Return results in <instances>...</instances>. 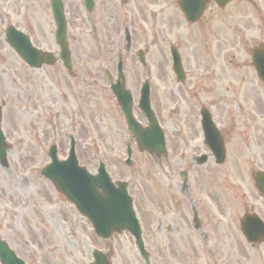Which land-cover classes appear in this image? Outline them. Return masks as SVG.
I'll list each match as a JSON object with an SVG mask.
<instances>
[{"label":"flooded vegetation","instance_id":"obj_1","mask_svg":"<svg viewBox=\"0 0 264 264\" xmlns=\"http://www.w3.org/2000/svg\"><path fill=\"white\" fill-rule=\"evenodd\" d=\"M73 1L77 10H83L82 1ZM68 2L64 0L66 43L70 65L68 67L61 59L59 44L49 34L48 28L54 26L51 17L49 19L42 17L44 10H48L47 0H12L10 5V12H23L26 15L27 19L23 21V26L31 38L32 45L41 53L50 54V58L44 59L38 68L24 65L22 69H18L17 65L11 66L10 92H14V88L17 93L24 92L21 98L24 101L23 106L27 109L38 103L39 124L52 127L54 140L59 143L63 141L62 129L67 127L77 139H80L77 136L79 134L77 128L84 123L83 118H78L81 103H85L87 116L85 120L87 125H90L92 115L89 113L88 102L90 99L93 102V94L99 90L85 85L84 81L87 77L97 74L88 56L80 55L82 40L77 33L78 11H69ZM246 4L247 8L241 21L246 26L238 27V29L234 27L235 33L229 40L224 41L221 38L213 40L203 38L195 41L191 39L189 33L190 26H194L193 29L199 31L201 27L206 29L212 24L215 34L218 35L222 24V8L212 0L208 2L203 13L194 23L184 19L178 9V0H93V9L89 15L86 14L91 31H97L98 28L110 29L115 26L119 30L120 23H123L122 30L124 32L127 30L129 33L132 28L141 29L142 24L147 30L161 28L168 31H172L176 23H179V26L185 25L186 32L181 35L183 38L180 40L182 42L176 43L178 50L182 52L183 69L186 72L183 84L185 86L187 84L185 89L193 93L204 92V97L200 100V108L208 109L212 116L214 131L219 136L220 144L221 141L223 144L224 159L223 162H219L221 145L219 151H213L205 141L201 119L199 117L193 119L190 114L189 118L182 120H173L170 117L166 119L171 127L166 129L163 126L166 133L168 132L165 135L167 149L165 156L153 158L146 153L138 152L145 155L157 171L167 170L165 180L172 182V192L170 189V192L166 191L165 200L156 197L151 201L150 209H144L146 214L151 215L149 230L145 231V227L142 226L143 242L145 249L151 255V264H178L173 261L174 252L172 240L169 237L173 234L171 229L174 228L177 233L178 227L181 230L186 228L198 245V249L193 246L195 250L192 252L190 264L199 262L206 255L211 264H218L215 254L219 252L228 253L229 264H240L238 252L246 256L245 264L253 263L254 259L259 264L264 263V243L239 242L238 238L239 234L242 237L239 223L243 216L255 214L264 223V197L257 190L253 177L254 171H264V81L253 65L254 59L264 60V0H246ZM41 10L42 13H40ZM146 11L149 12L151 21L145 18ZM95 17H97L96 21H94ZM247 36L249 50L244 57L239 53L237 43L243 46V39ZM154 39L156 42V36ZM8 58L0 55L2 63H5ZM164 58L166 59L165 55ZM23 74L25 77L21 76ZM205 90L210 92L207 93ZM8 93L6 92L7 98H9ZM0 94L4 95L2 92ZM31 121L34 122V120ZM32 122L26 121L27 126ZM1 127L7 136L8 130L2 124ZM25 132L24 140H29V131ZM216 135H213L214 138ZM91 137L92 135L89 134L87 140ZM121 137L119 149L109 153L108 159L111 160L112 156L120 157L124 151ZM214 147L217 149L215 143ZM85 153H87L84 154L86 159L92 157V151ZM88 160V163H91V158ZM131 164L136 165V160H132ZM109 165L111 164L108 163ZM113 167L116 170L124 168L119 164H114ZM129 174L130 186L137 177L136 170L130 168ZM2 175L7 177L6 173L0 172V176ZM207 181L212 183L214 188L228 191V194H224L225 197H223V194L218 192V196L215 195L214 198L207 195L206 192L210 191ZM7 189L5 186V190ZM133 189H129L131 194ZM192 189L198 194L197 200L191 196ZM37 190L40 192V188L37 187ZM14 193L17 192L14 191ZM21 195L28 196L25 193ZM12 196L18 197L16 194ZM5 197L8 198V196ZM25 208L27 204L22 203L21 211ZM65 210L64 216L67 215L78 229L84 230L85 228H81L79 224L77 213L67 206ZM9 212L7 208L0 209V241L23 261L32 259L34 264H37L31 256L25 258V252H18L16 246L21 243L27 247V240L22 237L18 239L17 244L11 239L14 236L10 228L12 215H8ZM15 216L18 215L15 214ZM32 219L33 217L31 222H39L46 227L45 215H40L36 221ZM206 223L207 229L204 228ZM228 223L234 230L233 233L230 232L229 238H234L237 245L231 246L228 251L226 248L222 249L219 241L218 245L212 249L213 245L208 239L212 238L221 226L224 227ZM86 231L91 239H94L92 232ZM120 235L125 233L114 234L112 238L101 240L97 244L105 253H113L114 245L118 244L115 237ZM206 241L209 244L202 247L201 245H205ZM3 244L0 246L1 249L5 248ZM93 245L90 246V250L93 249ZM237 249L239 251H236Z\"/></svg>","mask_w":264,"mask_h":264},{"label":"rangeland","instance_id":"obj_2","mask_svg":"<svg viewBox=\"0 0 264 264\" xmlns=\"http://www.w3.org/2000/svg\"><path fill=\"white\" fill-rule=\"evenodd\" d=\"M6 1L7 0H0V26L6 16L9 15L11 16L10 20L23 24V21L27 19L26 15L23 12L13 13L8 11L5 4ZM67 1H69L68 4L70 5L69 11L72 12L77 10L73 0ZM244 5L245 4L243 3L233 2L222 10V24L218 35L215 34L214 27L211 24V26L206 29L201 27L199 31H195L191 28V30H189L191 39L195 41L203 38L208 40L221 38L223 41L229 39L235 33V30H233L234 27L238 29V27L246 26L245 23H241L243 13L245 12ZM77 11V33L82 40L80 55L88 56L91 64L96 60V64L97 62H106V64L108 62L109 64L107 66L111 67L113 63V54L116 48L114 42L119 35L116 34L118 32L116 26L110 29L98 28L96 31L97 40L96 42H93L85 14L81 9H78ZM42 12L43 11L41 10L40 13ZM45 14L47 15L46 10L42 13L44 19H46ZM145 18H148L151 21L148 11L145 12ZM96 20L97 17L94 18V21ZM248 24L249 22L247 25ZM175 26L176 27L173 28L172 31L158 28L148 30V33H144L137 28L131 29L129 27L131 29L130 34L132 36V45L129 52L124 53L126 86L131 92H133L135 98L137 95V83L142 82L143 80L149 82L152 108L157 112L156 114L161 125L165 126L166 129L167 127H171L170 122H166L168 116L173 120L189 118L190 114H192L193 119L197 118V113L195 112L196 105L201 94L204 93L196 94L193 102L191 95L179 88V85L174 81V76L170 72L168 62L163 58L162 53L160 52L163 51L168 54L164 44L166 39H169L170 42H177L183 38L181 35L186 32L185 25L179 26V23H176ZM150 33L153 35L152 37ZM154 36H156V42ZM239 36L241 37L242 34L240 33ZM154 43L157 44L155 45ZM245 45L246 41L243 39V46L240 48V53L244 55V57L246 56L244 54L246 49L244 47ZM97 46L100 48V51H97ZM139 48L148 49L145 57V68L139 66L137 58L134 56V52ZM0 51H2V48H0ZM99 54L101 56H98ZM13 60V58H9L5 63L0 61V91L6 96V92L11 91L9 86L11 70L9 68L17 65L18 69H22V65L16 60V63H12ZM7 62L10 67H8ZM98 75L104 82V75L100 72ZM21 76L25 77L24 74ZM205 92L210 91L205 90ZM10 94L12 95L9 96L8 105L6 106V116L8 113L10 117L6 118L5 116L3 122L4 127L8 130L7 139L10 150L8 151L7 159L9 161V168L5 170L0 166V168H2V170L0 169V172L7 174V177L4 175L0 176V209L7 208L10 211L8 215H12L10 228L13 230L12 235L14 238L11 237V239L14 240L15 243L19 242L18 239L22 237L24 240H27L28 248L21 243L19 245H17V243L16 248L18 252H25V258L31 256L37 264H85L91 260L90 246L96 244L95 239H91L88 235V232L86 231L87 227L84 226V222L81 219H79V224L81 228H85L84 230L78 229V227L75 226V223L69 220L67 215L64 216V213L66 212L65 206L69 208L70 206L66 205L62 197L50 189L51 186L46 181L34 178L32 174L27 172L32 165L37 167L46 162V158L42 155V151H38L37 145L40 143L39 145L42 146L43 150L45 144L46 146L49 144L48 142L51 139L50 136L52 133L47 130V126L45 128L42 123L39 124L38 120L32 119L29 112H27V109L22 110V113H18L15 108L18 109L19 105L24 101L22 98L17 99L19 98V94ZM177 101L180 102V109L175 111L176 105L174 102L177 103ZM193 103L195 104L193 105ZM88 104L89 113L92 115L90 118L92 123L90 125H87L85 120L87 118L85 103H81V108L78 113V118H83L84 120V123L77 128L79 132L77 136L80 138L77 151L80 163L88 165L87 168H89V170L92 169V171L95 172L98 161L103 160L106 162L107 160V162L111 164L107 166V170L109 172L110 170L113 171L114 178L123 176L122 178L128 179V171L121 168L116 170L113 167L115 162L112 161V158L111 160L108 159V155H110L109 153L116 152L119 149V139L124 132L123 121L119 114V110L108 93H94L93 102L90 99ZM13 111L17 113L15 120L19 119V126H16L14 122L15 120L11 118L14 117ZM136 117L141 123H143L141 116H137L136 114ZM31 120H34V122ZM26 121L32 122L30 125L35 129L31 130L26 127ZM26 130L30 131V133L38 131V135L36 137L32 135L31 141L28 139L24 140ZM89 134L92 135L94 143V152H92V154L90 153L92 157H89L91 158V163H88L89 158L86 159L84 155L87 154L85 153L86 150L80 145L82 141L87 139ZM166 134H168V132ZM65 140L66 139H63V141ZM66 144L67 142H63V147H65ZM135 158L136 165L133 167V170H136L137 177H135L134 182H132L129 188H134L132 192L134 208L138 212L141 223L145 227V231H148L151 223V215L146 214L144 209H150L151 201L156 197L165 200L167 194L166 191L170 192L169 189H172V182L170 180H165L167 170H164L163 172H160V170L157 171L152 162L148 160L145 155L137 153L135 154ZM44 183L46 186L43 185ZM207 184L210 191L206 193L213 198L215 195L218 196V192L223 194V197H225L224 194H228V191L212 187L213 184H210L209 181H207ZM14 185L20 186L14 188ZM5 186L8 188L7 190H5ZM37 187L40 188V192L37 190ZM14 191L17 193H14ZM23 193L28 196L24 197L21 195ZM4 194H6L5 196H8V198L3 196ZM14 194L19 198L16 196L13 197L12 195ZM191 196L197 200L198 194L192 189ZM17 198L19 200H17ZM22 203L27 204V208H25L26 210L24 209L21 211ZM18 205L20 206L18 207ZM205 209H207V207H205ZM11 210H13V212H11ZM15 214L18 216H15ZM42 214L45 215L44 222L46 223V227L42 226L39 222H31V217H33V221H36ZM174 225L177 226L175 223ZM207 226L208 224L206 223L204 228L207 229ZM171 231L173 234L168 235L172 240L174 252L173 261L179 264H190L192 252L195 250L193 249V246L198 249V245H196V242L192 239L190 233L186 231V228L181 230L178 227L177 233L174 228H172ZM230 232L233 233L234 230L230 228L229 223L224 227L221 226L214 236L208 239L210 240V244L213 245H211L212 249L218 245L219 241L222 249L226 248L228 251H230L231 246H236L235 239L229 238ZM71 236L73 238H71ZM115 238L117 239L118 244L113 247V264H142V261L139 260L138 254L133 250L131 240L126 235H120ZM238 238L239 242L242 241L240 234ZM91 240L93 241L92 243ZM50 244H56V253H54L53 256L46 253V247ZM236 251L239 250L237 249ZM28 252H30V254ZM238 253L237 257L240 259V264H245L244 259L246 256L241 255L243 254L241 252ZM227 256H229L228 253L223 252L215 254L218 264H229ZM195 261L197 260L195 259ZM194 264L211 263L209 257L206 255L205 258Z\"/></svg>","mask_w":264,"mask_h":264},{"label":"water","instance_id":"obj_3","mask_svg":"<svg viewBox=\"0 0 264 264\" xmlns=\"http://www.w3.org/2000/svg\"><path fill=\"white\" fill-rule=\"evenodd\" d=\"M140 106L150 120V127L152 129L150 128L147 133L149 135H158V143H160V147L162 148V135L160 129L156 125L153 114L148 108L146 93L144 94ZM129 124L131 125L132 121L129 120ZM133 132L137 135L136 137L139 144L144 143L143 137H141L143 132L138 129H133ZM148 150L150 152L152 151L150 149ZM51 158L52 163L47 166V172L45 173L50 177L54 185L66 194L68 199L79 202L78 208L83 209V212L92 218L95 230L100 232V234L113 230H128L134 233L136 242L139 248H141L138 226L129 199L123 192L124 187H119L120 189L115 192L116 195L114 196H111L106 192L103 195H100L96 192L97 188L106 191L107 186V178L101 169L98 176L94 179L87 178L85 175V177L80 178L79 174L84 172V170L77 166L72 153L69 155V160L64 163L57 162L53 154H51ZM75 182H77L78 185L81 182L79 190L78 185L77 187L74 185ZM86 185L88 186L87 188ZM87 200L88 202H86Z\"/></svg>","mask_w":264,"mask_h":264}]
</instances>
